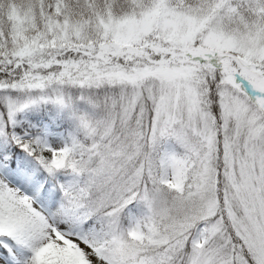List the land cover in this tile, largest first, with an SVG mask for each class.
I'll return each instance as SVG.
<instances>
[{
	"label": "snow or ice",
	"instance_id": "snow-or-ice-1",
	"mask_svg": "<svg viewBox=\"0 0 264 264\" xmlns=\"http://www.w3.org/2000/svg\"><path fill=\"white\" fill-rule=\"evenodd\" d=\"M0 264H264V0H0Z\"/></svg>",
	"mask_w": 264,
	"mask_h": 264
}]
</instances>
